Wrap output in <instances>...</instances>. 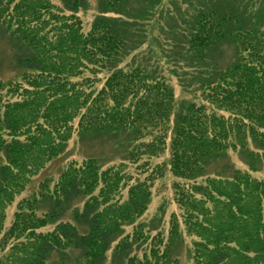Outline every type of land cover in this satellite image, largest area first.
<instances>
[{
  "label": "trees",
  "instance_id": "16d2710c",
  "mask_svg": "<svg viewBox=\"0 0 264 264\" xmlns=\"http://www.w3.org/2000/svg\"><path fill=\"white\" fill-rule=\"evenodd\" d=\"M123 2L103 0L107 16L86 30L83 0H62L66 11L53 0H0V36L10 34L22 69L0 78V264H108L115 242L117 264H180L172 247L182 227L194 264H264V178L252 173L264 166V35L238 15L199 10L185 54L202 101L177 109L165 75L123 64L128 41L115 16ZM227 35L239 42L235 58L202 68ZM77 131L133 132L125 160L137 175L124 162L71 160L19 201L6 227L10 205ZM229 150L247 151L251 168L200 182L209 160ZM165 151L167 162L152 166ZM168 173L176 178L169 235L141 220Z\"/></svg>",
  "mask_w": 264,
  "mask_h": 264
},
{
  "label": "rangeland",
  "instance_id": "374dc122",
  "mask_svg": "<svg viewBox=\"0 0 264 264\" xmlns=\"http://www.w3.org/2000/svg\"><path fill=\"white\" fill-rule=\"evenodd\" d=\"M84 5L79 10V15L84 20L85 29H89L92 22L104 13L103 0H83ZM118 14L121 20L117 23L128 41L126 51L122 55L124 65L148 64L150 69H155L159 74L165 75L177 96V109L185 102L194 100L201 102L198 84L200 77L196 69L189 63L187 48L188 30L196 13L202 9L217 8L233 16L238 15L239 21L246 29L258 28L264 35V0H123ZM61 10L66 11L62 0H53ZM114 16L113 14H109ZM243 19V20H242ZM237 24V23H236ZM238 28V26H236ZM236 37L227 35L221 44L213 47L206 58V65L202 67L212 70V67L226 66L236 56L239 42ZM131 42V43H130ZM236 42V43H235ZM15 49L11 44L9 33L0 36V78L18 77L22 69L15 60ZM136 144L133 132H95L77 131L64 145L61 153L52 159L38 174H36L26 190H24L7 210L5 226L9 227L14 219V212L18 203L23 198L32 197L39 192L41 183L48 179H56L71 160L81 161L85 157H96L102 166L124 162V170L137 175L135 166L125 160L127 151ZM253 145V144H251ZM168 153L165 151L160 156L152 158L151 164L165 163ZM128 162V163H127ZM262 163V162H261ZM252 173L256 177L264 178V166ZM233 168L250 169V158L247 151L229 150L218 159L209 160L204 171L205 176H199L201 182L208 175H225ZM146 174L139 175L144 179ZM176 178L171 173L157 179L152 186V199L149 210L141 218L146 228L152 231H165L169 235L171 229V215L176 210L174 203L173 183ZM180 180L177 178V181ZM53 186V185H51ZM132 228L124 226L128 233ZM172 247V253L178 257L180 264H194L191 254V238L185 235L182 227ZM115 242L107 253V263L117 264L112 261ZM142 254L144 249L141 248ZM138 251V253L141 252ZM72 264L75 261L72 260Z\"/></svg>",
  "mask_w": 264,
  "mask_h": 264
}]
</instances>
